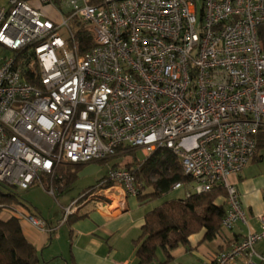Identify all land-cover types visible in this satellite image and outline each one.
<instances>
[{"label": "built area", "instance_id": "built-area-1", "mask_svg": "<svg viewBox=\"0 0 264 264\" xmlns=\"http://www.w3.org/2000/svg\"><path fill=\"white\" fill-rule=\"evenodd\" d=\"M262 143L264 0H9L0 8L1 185L45 189L62 165L163 148L190 178L171 191L224 189L221 225L232 231L249 225L232 178ZM114 194L138 195L133 171L110 168L63 208L57 226L21 204L1 206L0 216L53 235ZM256 218L260 231L210 264H264L256 249L264 213Z\"/></svg>", "mask_w": 264, "mask_h": 264}, {"label": "crops", "instance_id": "crops-1", "mask_svg": "<svg viewBox=\"0 0 264 264\" xmlns=\"http://www.w3.org/2000/svg\"><path fill=\"white\" fill-rule=\"evenodd\" d=\"M263 175L264 162H252L239 176L232 178L248 215V226L238 224L232 231L221 229L215 238L207 241L204 240L206 231H202L192 235L187 246L180 245L172 251L173 260L169 262H166L162 250H158L157 259L152 264H210L214 256L231 243L241 240L250 231L259 232L260 225L256 217L264 213ZM57 187L54 189L55 199L67 193ZM46 191L49 192V189ZM71 202L59 204V209H54L52 214V210L44 212L27 205L32 213L44 218L50 226H57L63 216V208ZM222 203L225 200L220 198L217 204ZM107 204L103 210L96 209L92 204L82 207L72 216L78 219L63 225L53 235L25 227L23 233L36 248L39 264H139L133 242L141 235L146 214L153 209H133L142 204L136 197L123 194H114L113 202ZM256 249L264 252V240Z\"/></svg>", "mask_w": 264, "mask_h": 264}, {"label": "trees", "instance_id": "trees-1", "mask_svg": "<svg viewBox=\"0 0 264 264\" xmlns=\"http://www.w3.org/2000/svg\"><path fill=\"white\" fill-rule=\"evenodd\" d=\"M260 153L253 162H264V143L260 145ZM82 166L62 165L56 171L57 177H47L45 181L52 182L59 190L69 191ZM119 166L115 164L112 168ZM126 169L135 174L136 198L141 204L168 194L177 182L190 181L181 172L173 152L163 148L143 158L139 166L126 165ZM16 191L0 184V215L3 205L21 204L31 211ZM220 198L225 200L226 192L216 187L206 193L165 201L148 212L141 235L133 242L139 264H152L157 259L158 250H162L166 262L173 260L172 251L180 245L187 246L189 238L202 231H206L205 241L215 238L222 229L226 211L225 203L217 204ZM76 219L78 217H71L68 223ZM0 264H39L38 252L27 240L17 219L3 220L0 216Z\"/></svg>", "mask_w": 264, "mask_h": 264}, {"label": "rangeland", "instance_id": "rangeland-1", "mask_svg": "<svg viewBox=\"0 0 264 264\" xmlns=\"http://www.w3.org/2000/svg\"><path fill=\"white\" fill-rule=\"evenodd\" d=\"M8 2L9 0H0V8L7 7ZM42 11L49 14L51 17L55 16L54 12L50 10L42 9ZM143 158L144 156L141 151L126 150L106 162L95 161L85 164L79 171L80 173L78 177H76V181L73 183L70 190L67 191V193H64L63 196H57L58 200L55 199L52 194L46 191V189H49L48 187H50L51 185H53L54 187V184L52 182L45 181L46 178L43 179L46 189L39 185H35L28 191L17 190L16 192L20 195L22 202H24L25 204L42 209L44 210V212L52 210V214L54 212V209H59V204L63 205L68 201L71 202L72 198H78L80 194L87 191L89 188L96 186L100 179H102L106 175L108 167H112L114 164H120V167L124 169L126 168V165H131L133 168L139 166L140 161H142ZM130 197L134 198L135 196ZM184 197L185 192L183 190L170 191L168 194L164 195L161 198L147 201L142 205L138 204L133 209H147L148 211H150L160 206L165 201L183 199Z\"/></svg>", "mask_w": 264, "mask_h": 264}]
</instances>
